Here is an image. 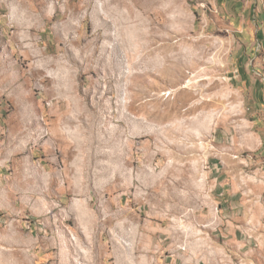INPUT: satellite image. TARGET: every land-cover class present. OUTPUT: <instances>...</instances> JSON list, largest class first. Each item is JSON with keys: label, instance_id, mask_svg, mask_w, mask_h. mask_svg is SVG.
I'll list each match as a JSON object with an SVG mask.
<instances>
[{"label": "rangeland", "instance_id": "rangeland-1", "mask_svg": "<svg viewBox=\"0 0 264 264\" xmlns=\"http://www.w3.org/2000/svg\"><path fill=\"white\" fill-rule=\"evenodd\" d=\"M62 2L45 0L52 43L43 58L19 55L31 0H0V132L2 146H17L9 168L16 208L0 207V264H154L137 247L103 245L117 234L81 226L59 202L57 182L46 195L45 144L54 157L57 144L76 149L86 189L155 178L165 188L174 183L196 210L212 202L205 170L217 156L239 183L242 234L251 241L206 229L200 238L212 264H264V0L252 12L162 0L140 20L131 0ZM68 19L84 21L81 42L74 29L63 31ZM187 217L177 224L187 226Z\"/></svg>", "mask_w": 264, "mask_h": 264}, {"label": "crops", "instance_id": "crops-1", "mask_svg": "<svg viewBox=\"0 0 264 264\" xmlns=\"http://www.w3.org/2000/svg\"><path fill=\"white\" fill-rule=\"evenodd\" d=\"M58 1L48 0L47 5ZM93 1L63 0L62 6L91 7ZM256 1L213 0L214 5L218 7H237L243 12L247 9L251 12L255 11ZM161 2L162 0H131L132 5L136 7L139 20L140 17L144 19L147 8L149 11L161 8ZM36 3L37 1L31 0L32 14L26 21V34L20 38L25 42L20 47V54H17L25 56L39 54L44 58L46 45L50 46L52 43L50 35L52 28L45 23V0H41L40 4ZM34 7L41 9L35 10ZM35 12L38 16L36 19ZM238 15L242 16L237 18L238 23H244L245 16L239 12ZM75 23L72 19H68L64 23L63 31L68 33L74 29L75 38L81 42L87 37L88 30L84 21L77 20ZM7 49L11 53L14 51L11 43ZM241 65V70L252 68L250 64ZM254 71L260 72L258 68ZM53 114L57 117L65 115L63 112L56 111ZM5 140L6 138L3 139L0 132V207L11 210L16 208L17 181L13 180V171L9 168L17 164L15 157L17 146L15 143L2 146ZM57 145L59 152L58 156L54 157L45 144L46 195L49 193L50 183L57 182L59 202L69 214L74 215L81 226L82 224H99L107 233L117 234V239H112L110 243L108 239H100L103 245L137 247L141 252L140 256L144 258L143 261L150 258L154 264H212L210 249L207 248L209 244L200 238L201 229L210 231L217 239L226 237L238 244L245 246L250 244L251 240H248L250 237L246 238L241 229L245 207L239 191V183L226 173L223 160L217 156L210 159L209 166L205 170L207 196L212 201L210 205H218L216 217L213 220L210 205L198 210L192 209L190 204L179 200L180 192L174 183L165 188L159 185L155 178L153 182L148 183L145 177L137 176L133 182L110 181L98 189H86L84 178L79 175L77 169L81 164L79 153L75 148L71 150L66 149L63 144ZM123 162L128 163L127 160ZM69 167L76 169L73 175ZM154 182L155 185H153ZM1 199H4V202ZM45 200H47L46 197ZM185 215H189L187 226L177 224L179 221L177 218L180 219ZM187 229L189 231H186ZM214 248L215 252H218V247Z\"/></svg>", "mask_w": 264, "mask_h": 264}, {"label": "built area", "instance_id": "built-area-1", "mask_svg": "<svg viewBox=\"0 0 264 264\" xmlns=\"http://www.w3.org/2000/svg\"><path fill=\"white\" fill-rule=\"evenodd\" d=\"M217 210H218V206L215 207V211H216V212H217Z\"/></svg>", "mask_w": 264, "mask_h": 264}]
</instances>
